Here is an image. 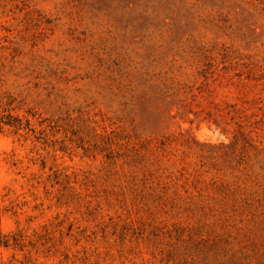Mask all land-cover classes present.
I'll list each match as a JSON object with an SVG mask.
<instances>
[{
  "label": "rangeland",
  "instance_id": "1",
  "mask_svg": "<svg viewBox=\"0 0 264 264\" xmlns=\"http://www.w3.org/2000/svg\"><path fill=\"white\" fill-rule=\"evenodd\" d=\"M0 264H264V0H0Z\"/></svg>",
  "mask_w": 264,
  "mask_h": 264
}]
</instances>
